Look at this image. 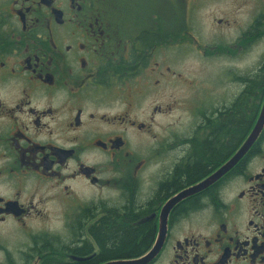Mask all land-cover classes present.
Returning a JSON list of instances; mask_svg holds the SVG:
<instances>
[{"label":"flooded vegetation","instance_id":"obj_1","mask_svg":"<svg viewBox=\"0 0 264 264\" xmlns=\"http://www.w3.org/2000/svg\"><path fill=\"white\" fill-rule=\"evenodd\" d=\"M116 1L0 0V264L139 258L167 206L146 264H264V125L230 170L195 190L235 153L264 101V0ZM177 37L204 70L218 65L210 75L188 78ZM173 80L186 117L156 129L172 116ZM241 98L239 143L181 178ZM105 208L150 223L144 253L96 259L88 228Z\"/></svg>","mask_w":264,"mask_h":264},{"label":"trees","instance_id":"obj_2","mask_svg":"<svg viewBox=\"0 0 264 264\" xmlns=\"http://www.w3.org/2000/svg\"><path fill=\"white\" fill-rule=\"evenodd\" d=\"M258 78L259 76L253 78L249 83L248 91L255 90L253 85ZM245 110V99L241 98L235 106L224 112L219 133L210 134L200 143L201 152L195 156L193 163L183 169L181 178L191 180L201 175L208 165L214 164L218 158L221 159L228 153L233 141L239 143L246 122ZM138 219V215L127 208L124 214H120L116 209L105 208L104 215L88 228L89 235L100 248L96 259L132 258L144 253L152 240L153 229L150 223L136 224ZM88 248L83 245L76 249V253H85ZM45 258L42 264H56L53 260Z\"/></svg>","mask_w":264,"mask_h":264},{"label":"water","instance_id":"obj_3","mask_svg":"<svg viewBox=\"0 0 264 264\" xmlns=\"http://www.w3.org/2000/svg\"><path fill=\"white\" fill-rule=\"evenodd\" d=\"M264 125V101L260 107L258 117L250 131V133L247 135V137L244 139V141L241 143V145L238 147V149L235 151V153L226 160L219 168H217L206 180H204L202 183H200L195 190L205 187L218 178H220L222 175H224L228 170H230L239 160L240 158L248 151V149L251 147V145L256 141L258 138L261 129ZM167 208H164L161 212L160 219H162V223H160L159 231L157 240L154 243V245L143 255H141L139 258L134 259H119V260H113L108 261L104 264H146L159 250L164 235H165V216L167 213Z\"/></svg>","mask_w":264,"mask_h":264},{"label":"rangeland","instance_id":"obj_4","mask_svg":"<svg viewBox=\"0 0 264 264\" xmlns=\"http://www.w3.org/2000/svg\"><path fill=\"white\" fill-rule=\"evenodd\" d=\"M116 1V0H114ZM117 2V1H116ZM114 2V6L117 7V3ZM114 15H117L118 14V8L117 9H114L113 11ZM192 30L193 32L196 34V33H199V30L197 28V25H193L192 26ZM179 42H181V39H179L178 37L177 38H174L173 40V49L174 51H179V53H184L188 50V48L184 49L180 44ZM192 42V41H191ZM185 57L187 59V75H188V78H196V79H201L203 75H210V71L213 72V69L216 68L218 65H214L215 63H206L208 64V68H206L204 70V67H203V61H201L197 54L194 52V51H187L185 53ZM184 57V58H185ZM180 62V61H179ZM174 63V67L179 70V71H182L184 66L183 64L181 63ZM203 69V71H202ZM206 71V72H204ZM212 77V76H211ZM212 79V78H211ZM175 80V79H174ZM172 82V92H173V97L176 101V104L174 105V108H173V111H172V116H167L166 118H157L156 121H154V127L156 129H160V127L164 126L165 122L167 121H170V120H174L175 118H178V117H183L185 118L186 115L184 112H182V107H183V103H182V100L185 98L184 96V87L179 84L177 81H174ZM261 107V106H260Z\"/></svg>","mask_w":264,"mask_h":264}]
</instances>
